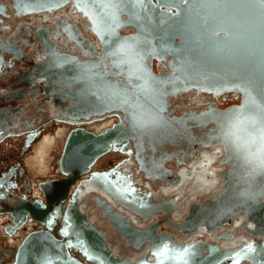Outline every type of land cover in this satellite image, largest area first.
<instances>
[{"label":"water","instance_id":"1","mask_svg":"<svg viewBox=\"0 0 264 264\" xmlns=\"http://www.w3.org/2000/svg\"><path fill=\"white\" fill-rule=\"evenodd\" d=\"M66 1L10 0V6L19 17L51 11ZM71 1L88 19L98 52L91 41L82 43L85 38L79 34L70 41L80 54L94 58L81 60L60 50L51 39V30L42 25L34 30L25 26L34 46L45 57L31 62L24 78L16 75L12 81L42 78L45 92L51 90L53 103L66 105L63 114L70 119L111 110L120 111L121 118L97 132L83 126L69 128L57 157L61 175L38 181L44 201L20 196L16 206L0 208V212L10 213L11 223L5 226L8 232L27 218L43 225L20 240L13 264H42L47 254L59 256L60 261L68 258L67 250L61 249L63 239L45 228L51 221L50 210L66 196L81 173H94L90 167L97 157L110 150L126 151L129 141L139 166L150 177L168 173L163 161L191 153L197 143L221 144L227 169L218 188L192 205L180 226L185 230L200 224L213 226L242 212L254 224V233H264V30L259 10L204 7L201 0H142V4L140 0H126L117 11L110 6L113 0ZM123 26L131 29L124 31ZM136 36L142 37L138 48L145 50L142 65L127 53L110 54L123 38ZM16 40L7 42L0 36V71L1 66L11 67L25 54L22 39ZM153 60L166 69L154 70ZM189 89L228 92L238 95V100L223 107L211 105L172 113L169 97ZM16 91L9 97L20 98L21 91ZM34 97L33 93L29 95ZM241 107L242 113L233 111ZM10 112L0 109V121L4 122L3 115ZM75 212L96 242L86 234L68 240L79 239L88 255L92 252L115 262L103 246L100 232L84 214Z\"/></svg>","mask_w":264,"mask_h":264},{"label":"flooded vegetation","instance_id":"2","mask_svg":"<svg viewBox=\"0 0 264 264\" xmlns=\"http://www.w3.org/2000/svg\"><path fill=\"white\" fill-rule=\"evenodd\" d=\"M0 11L2 13H0V30L3 31L2 33L5 32L4 36L0 35L1 39L7 42L13 39L15 42H18L16 38L22 39V50L26 54L20 59L24 63L14 61L13 65H9L11 67L1 66L0 100L2 99V101H0V109L7 108L12 110V117L10 115L8 116V120H4V122L0 121V138L3 135V131L5 133L10 132V127H15L13 125L19 121L20 116L26 113L24 108H27V111L30 108L43 109L41 102L51 105L49 106L50 115L55 120L69 122L71 127L75 125L83 126L84 121L90 123L94 119L111 115L112 119H109L108 116L105 122H101L105 123V127H107L113 120L121 118L120 111L111 110L102 114L90 115L88 118L78 117L70 119L63 114V109L66 105L53 103L51 90L45 92L42 78L36 77L26 82L24 80L12 81L13 76L16 75L24 78L29 64L31 62H38L45 57V54L34 46V42L29 32H26L25 26H30L34 30L39 29L42 25V27L51 30V39L60 50L77 55L81 60L94 58L87 54H80L77 46L70 41V38L77 37L79 34L80 37L85 38L82 43L91 41L92 45L96 48V52H98V41L90 31L88 19L81 14L71 0L66 1L51 11L31 12L19 17L12 13L10 0H0ZM11 25L14 27H12L11 35H8L6 32L11 28ZM122 28L124 31L131 29L129 26H123ZM24 46L26 47L25 50ZM28 47L29 51H27ZM36 53L38 54L37 57H35ZM163 63L166 64V60ZM152 67L154 70L157 68L159 70L166 69L164 66L155 65L154 60ZM14 90H17V93L21 91L22 95L20 99L16 98L15 95L13 97L10 95L9 97L8 94H12ZM32 93L35 95L40 94L42 101L37 102V104L26 105L27 107H25V98L32 95ZM3 95L5 99L1 98ZM34 98L30 99L34 100ZM180 99L185 100L188 105L176 109L177 103L181 101ZM237 100L238 95L228 92L212 94L202 90L189 89L175 96H170L169 106L172 109V113L180 114L186 109H204L211 105L223 107ZM30 135L31 133L26 136L25 140L29 139ZM124 148L126 152L123 153V156L117 160L114 166H111V170L106 172L116 170L115 168L120 166V169L117 170L121 175L118 173V176L129 180L135 174L142 180V183H147L149 187L155 189L154 192L157 195L171 188L172 190L170 191L178 192L185 183L186 178L194 174V172L195 174H205L214 177L215 184L207 192L196 198H188L185 203L167 198L168 196L160 197L158 195L159 197H153L149 194L142 201V199L140 200L142 195L140 190L136 192V197L130 201V199H124L118 195V190L125 188L123 187L125 183L118 186L113 184L114 179L111 180L104 177H102L103 179H99L95 178L93 174L86 175L85 178L83 177L77 181L75 188L72 189L73 194L65 206V216L71 218L69 219V228L72 230V235L79 236L80 234H85L83 232L89 231V228L84 227L82 221L75 215L76 210L84 214L88 223L100 232L103 246L110 251L113 257L117 259L125 258L127 264H130V262L127 256H124L125 253H136L138 257L135 258L134 262L139 264L143 260V256L150 253L157 255L159 249L156 246L164 237L173 242L174 248L179 247V245H185L183 240L191 241L189 244L191 252L186 254L188 261L186 264H211V262L214 263L217 260H221L226 254L241 251L239 250L241 244L239 241H236L237 237L241 238L245 234L246 237L250 238V241L257 242L258 238L264 235V233L253 232L254 224L242 212H236L229 219L223 220L213 226L200 224L190 230H185L180 226L192 205L212 195L217 190L222 173L227 169V163L223 158L224 149L221 144L197 143L191 153L181 158L169 157L165 159L163 166L168 170V173L153 177L147 175L145 170L139 166L132 142L129 141ZM207 158L210 160H207ZM6 185V183L0 182V199L11 194L6 192ZM131 193L133 196L134 192ZM14 195L12 193L11 196ZM15 196L18 195L16 194ZM6 201H1L0 208L10 205L11 202H8L7 199ZM135 231H141V233L137 234ZM195 237L199 239L196 238L198 240H195ZM176 239H180V243H176ZM255 245H253L247 254L248 260L252 263H256L258 258L264 259V244ZM174 264L182 263L176 260Z\"/></svg>","mask_w":264,"mask_h":264},{"label":"rangeland","instance_id":"3","mask_svg":"<svg viewBox=\"0 0 264 264\" xmlns=\"http://www.w3.org/2000/svg\"><path fill=\"white\" fill-rule=\"evenodd\" d=\"M14 25V24H13ZM11 25V28L8 29V32H6L8 35H11V30L14 27ZM3 32L0 30V33ZM24 50L26 47H23ZM29 47L27 48V51H29ZM26 51V52H27ZM36 51V50H35ZM37 54V53H36ZM35 55V57H37ZM20 63H24L23 60L17 61ZM179 103H177L176 109H180L188 103L185 102V100L180 99ZM2 101V99L0 100ZM42 97L39 94L35 95L34 100H31L29 97L25 98L24 105L27 107L30 104H37V102H41ZM43 105V109H36V108H28L29 112L25 109V112L23 115L20 116L19 121L16 122L12 128L10 127V132L3 131V135L0 138V182L6 183L7 188L6 192L11 193L6 195L7 197H4L0 199V205L1 201L11 202V206H16L18 203V196L25 197L26 200H39L40 202H43V197L41 195L40 189L38 187V181H41L43 179L47 178H54L59 177L61 175V172L57 168V157L61 151V147L64 141L65 134L69 128H71V124L66 121H59L55 120L51 115V111L49 106L50 104L46 102H41ZM27 105V106H26ZM109 119H112L111 115H108ZM101 117L98 119L92 120L90 123H87L88 121H84L82 124L83 127H85L88 130L95 131L96 126L100 124L101 122H105L106 117ZM104 118V119H103ZM4 119V117H3ZM5 120V119H4ZM114 121V120H113ZM95 124V125H94ZM20 128V129H19ZM63 129L64 133L62 135L56 137V145L52 147V149L49 152V156L46 157V160H48V169L43 170V172L39 173V175H33L34 172L31 171L27 165L26 160L27 158L31 157L33 155V148L36 146V144L42 139V136L44 135H55L56 131ZM29 139H26V136L30 134ZM126 151L121 150H110L106 153H104L100 158L96 160L94 165L90 168V171H94V177L103 179L108 178L114 181L113 184L115 185H121L122 183H125V186L123 185L122 189L118 190V195L124 199H130V201L136 197V192H139V190L142 192V195L140 197V200L144 199L146 195H151L153 197H162V196H168L167 198H172L174 200L182 201L185 203L187 199L196 198L197 196L207 192L211 186L215 184V178L207 176L205 174H192L189 177L186 178L185 183L181 186V189L178 190V192H172V188L170 190H167L166 192H161L160 194H156L155 189L148 186L147 183H142V180L138 178L135 174H133L132 177L129 178V180L124 179V177H120L117 174L120 172L117 169H120V166L115 168L116 170L106 172L108 170H111V166H114L116 164L117 160H119L123 153ZM207 160H210L207 158ZM12 170V171H11ZM42 174V175H41ZM87 175V174H86ZM85 175V176H86ZM121 175V174H120ZM81 179V178H80ZM126 181V182H125ZM76 184L71 183L69 192L66 194V196L53 208L50 210L51 215V221L49 225H46L45 228H47L54 236L57 238H62L64 243L61 246L62 250H67L68 252V258L60 261V259L53 260L52 264H108L105 262H108L106 258L99 257L96 255L90 256L88 255V252L79 251L78 246L77 249H74L76 247V242L69 241L68 239L70 237H73L72 232H70V224L69 220H67V217L65 216V206L67 201L70 200L72 196V189L75 188ZM72 187V188H71ZM120 191V192H119ZM122 192V193H121ZM134 192V195L132 196V193ZM13 194H17L18 196H11ZM1 196V194H0ZM171 199V201H172ZM141 201V202H142ZM136 202V200H134ZM57 207V208H56ZM56 208V209H55ZM179 212V211H178ZM176 215V213H175ZM11 216L8 211L0 212V246H3L5 249H10L11 242L16 243L27 231L32 229H37L43 227L42 223H40L35 218H27L16 230H13L11 232H8L5 230V226L7 224L11 223ZM33 220V221H31ZM27 221V222H26ZM138 221L140 222V219L138 218ZM105 223V221H103ZM106 226V225H105ZM89 230V229H88ZM18 231V232H17ZM13 232V233H12ZM74 232V231H73ZM87 237L92 242H96L95 235H92L90 230L84 232ZM89 233V234H88ZM241 238L237 237L236 241L241 244V247L239 250L240 252L233 253V254H226L225 257H223L221 260H217L214 263L211 264H264V259L258 258L256 260V263H252L250 260H248L247 254L251 250L254 244L261 245L264 244V235L260 236L255 241H250V238L245 234H243ZM198 237H195V240ZM178 240V241H177ZM176 243H180V239L175 240ZM10 242V243H9ZM184 244L183 246L179 245V247L174 248L173 242L168 240L167 238H162L161 241H159L158 245L156 246L157 249H159V253L155 255V253H150L145 256H143V260L140 262V264H174L177 261H180L182 264H186L187 261V253H190L191 247L190 243L191 241H185L183 240ZM90 244V242H88ZM97 244V243H96ZM103 244V240H102ZM255 245V246H256ZM173 248V250H172ZM115 250V248H114ZM8 253L7 251H3L0 249V257H7ZM112 255V254H111ZM113 256V255H112ZM124 256H127L130 264H139L135 263L134 260L137 258L136 253H125ZM3 258H0V264H6L7 260ZM50 260L48 259L49 264ZM75 260L77 262H75ZM122 260H126L125 258L115 259V262H118L116 264H124ZM70 261V262H69ZM110 262V261H109ZM127 262V261H126ZM127 264V263H126Z\"/></svg>","mask_w":264,"mask_h":264},{"label":"snow or ice","instance_id":"4","mask_svg":"<svg viewBox=\"0 0 264 264\" xmlns=\"http://www.w3.org/2000/svg\"><path fill=\"white\" fill-rule=\"evenodd\" d=\"M125 2L126 0H113L110 6L114 10L118 11L122 9L123 4ZM185 2H187V0H185ZM140 3L142 4V0H140ZM201 4L204 7H215V8L234 7V8L258 9L261 28L262 30H264V0H201ZM113 16L114 19H116L115 11L113 13ZM117 26H119L118 23ZM141 40L142 37L140 36L123 38L122 42H120L119 45L115 48V50L112 51L110 54L116 56V55H121L123 53H127V55L136 58V63L138 65H142L145 50L138 48V44L141 42ZM153 51H155V49H153ZM246 104H247V100L245 101V105ZM233 111L237 113H242L244 111V108L241 107L240 109H234ZM237 119H239V117H237ZM227 135H229V133H225V136Z\"/></svg>","mask_w":264,"mask_h":264},{"label":"bare ground","instance_id":"5","mask_svg":"<svg viewBox=\"0 0 264 264\" xmlns=\"http://www.w3.org/2000/svg\"><path fill=\"white\" fill-rule=\"evenodd\" d=\"M24 55H26V54H24ZM23 55V56H24ZM22 56V57H23ZM22 57H19L18 59H16V60H20V59H22ZM11 113V112H10ZM8 116H10V114H4L3 115V117L4 118H6V117H8ZM95 125V124H94ZM105 127V123H100V124H98L95 128H96V130H95V132H97V131H99V130H101V129H103ZM64 130L63 129H61V130H58L57 132H56V135H46V136H43L42 137V139L36 144V146H34V148H33V155L31 156V157H29V158H27V160H26V165H27V167L31 170V171H33L34 172V174L33 175H39V173H41V172H43V170H46V169H48L47 167H48V160H46V157L47 156H49L48 154H49V152H50V150L52 149V147L53 146H55L56 145V137H58L59 135L61 136L62 135V133H64L63 132ZM94 131V130H93ZM103 155V154H102ZM102 155H100V156H102ZM100 156L99 157H97L96 159H95V161L91 164V167H92V165H94V163L96 162V160L98 159V158H100ZM90 167V168H91ZM57 168H58V165H57ZM58 170H59V168H58ZM42 175V174H41ZM85 175H86V173H81L76 179H75V181H74V183L75 182H77L78 180H80V178H85ZM76 184V183H75ZM72 188V187H71ZM57 208V207H56ZM55 208V209H56ZM3 212V211H2ZM27 220V219H26ZM31 221H33V220H31ZM27 222V221H26ZM51 224V223H50ZM17 228H19V227H17ZM17 228H14L13 230H16ZM12 230V231H13ZM18 230V229H17ZM18 232V231H17ZM48 259H52V260H50V263L53 261V260H56V259H60L59 258V256H57V255H54V256H51L50 254H47V255H45V259H44V261H43V263L42 264H49V261H48ZM67 259V258H66ZM65 262V261H64ZM70 262V261H69ZM52 264V263H51Z\"/></svg>","mask_w":264,"mask_h":264},{"label":"crops","instance_id":"6","mask_svg":"<svg viewBox=\"0 0 264 264\" xmlns=\"http://www.w3.org/2000/svg\"><path fill=\"white\" fill-rule=\"evenodd\" d=\"M5 35V32L4 33H0V35L1 36H4ZM1 93V92H0ZM20 99V98H19ZM19 102H20V100H19ZM29 112V111H28ZM5 119V121L6 120H8V117H6V118H4ZM9 123V122H8ZM20 129V128H19ZM30 231V230H29ZM14 232V231H13ZM12 232V233H13ZM28 232V231H27ZM25 234H26V232L24 233V235L16 242V243H13V242H11V245H10V249H5L3 246H0V249L1 250H3V251H7V253H8V255H7V257H5V258H3V257H0V258H3V260L4 259H8L7 260V262H6V264H13L14 263V260H15V250H16V247H17V245H18V243L20 242V240L25 236ZM76 247L74 248V249H77V246H78V249L77 250H79V251H82L84 248H83V245L81 244V242H80V240L79 239H76ZM10 243V242H9ZM31 256H32V254H30ZM90 255H92V256H95L96 257V255L97 254H94V253H90ZM105 263H108V264H116V263H118V262H105Z\"/></svg>","mask_w":264,"mask_h":264}]
</instances>
